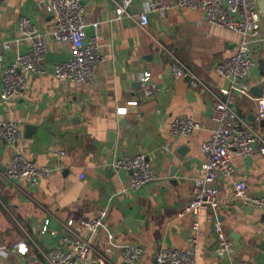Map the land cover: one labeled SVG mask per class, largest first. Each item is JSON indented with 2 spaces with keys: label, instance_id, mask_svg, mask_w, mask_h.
Returning a JSON list of instances; mask_svg holds the SVG:
<instances>
[{
  "label": "crops",
  "instance_id": "0c3cea01",
  "mask_svg": "<svg viewBox=\"0 0 264 264\" xmlns=\"http://www.w3.org/2000/svg\"><path fill=\"white\" fill-rule=\"evenodd\" d=\"M50 1L0 0V43L10 44L0 60V89L5 66L30 47L17 26L19 18H29L47 42L46 73H27L22 95L0 101V121H15L21 130L16 144L0 141V250L7 253L0 254V264H42L40 251L62 243L68 220L91 219L99 209L107 210V226L94 235L84 234L91 245L84 264H126V246L142 249L137 264H157L155 256L162 248L189 247L194 217L178 213L192 202L193 180L203 175L201 144L216 126L211 119L215 95L232 100L253 128L264 129V119H255L257 95L231 91L230 81L214 70L216 63L234 54L240 35L208 23L200 9L172 8L164 18L148 12L143 28L132 18H114L109 0H83L87 32L100 35L104 58L94 82L84 85L52 73L51 65L69 54L66 44L51 37L56 23L47 11ZM148 2L135 0L129 12L147 11ZM253 51L257 66L249 74L251 84L264 74V44ZM173 58L201 83L174 80ZM145 72L151 73L146 84L151 94L143 96ZM120 106L127 107L126 114H117ZM178 116L194 119L201 128L188 137L171 136L168 124ZM262 146L257 142L244 161L232 159L233 180L246 181L253 194L264 193ZM54 149L65 154L54 157ZM14 152L53 171L36 185L8 179L5 172ZM138 154L146 155L157 179L132 190V172L113 163ZM233 180L215 185L220 199L216 215L234 252H215L217 240L207 220L212 210L204 206L196 233V264H264V211L235 199ZM45 220L50 224L43 234ZM18 242L27 244L25 255L13 250Z\"/></svg>",
  "mask_w": 264,
  "mask_h": 264
},
{
  "label": "built area",
  "instance_id": "2783aa9c",
  "mask_svg": "<svg viewBox=\"0 0 264 264\" xmlns=\"http://www.w3.org/2000/svg\"><path fill=\"white\" fill-rule=\"evenodd\" d=\"M113 6L114 18L129 17L135 20L140 27L148 24V12L164 18L172 8H190L202 10L208 23L237 32L240 40L233 55L215 64V72L222 78L230 81V90L241 94H250L251 88L262 84V93L255 96L257 104L256 121L264 119V74L255 84L248 81L250 72L257 66L254 47L264 44V22L257 0H149L147 11L131 14L129 8L135 0H109ZM47 11L55 18V29L51 37L55 42L68 46V58L65 61L51 65L53 75L62 80L73 83L91 85L94 82L95 70L104 58L99 53V38L97 32L88 33L84 20L83 0H51ZM96 26V24H94ZM17 26L25 40L29 42V49L17 53L14 60L5 66L0 89V101L6 102L22 95L26 88V74H45L47 42L46 35L37 30L36 26L27 17H20ZM10 49L8 42L0 43V60L5 50ZM170 76L174 80L187 79L191 84L201 83L195 73L176 58L170 66ZM151 73L145 72L141 78L145 95L151 90L146 86L150 81ZM117 114L127 113V107L120 106ZM211 119L216 126L208 140L202 142L201 152L204 155L202 166L203 175L193 180L192 202L180 210L178 216L192 214L193 234L189 238L187 249L162 248L157 252V264H196L197 231L200 225L201 209L204 206L211 208L212 213L207 217L212 223L217 244L215 252L225 256L234 252L233 242L226 236L222 223L218 220L216 210L219 207V191L215 183L218 180L228 181L235 177L236 169L233 157L241 161L246 160L254 152V145L262 142L260 153L264 155V129L253 128L250 123L236 111L232 100L222 99L215 95ZM171 136L192 135L201 128L199 122L192 118L174 117L168 124ZM21 137L19 125L12 120L0 121V141L13 145ZM65 153L54 149V157H61ZM113 166L117 169H128L132 172L130 187L138 190L157 179L152 166L145 154H138L132 158H118ZM50 166H40L35 161L26 160L19 152H14L6 168L8 179H24L31 185L38 184L41 177L52 172ZM232 196L243 205L264 211V193L253 194L244 180H233L231 184ZM107 210H97L91 219L68 220L65 223L62 243L40 251L42 264H84L88 261L91 245L84 238V234H96L107 226ZM49 220H45L41 233L49 230ZM19 255L28 252L25 242H18L12 246ZM0 254L7 253L0 250ZM142 257V249L138 246H126L123 258L126 264H137Z\"/></svg>",
  "mask_w": 264,
  "mask_h": 264
},
{
  "label": "water",
  "instance_id": "95a60500",
  "mask_svg": "<svg viewBox=\"0 0 264 264\" xmlns=\"http://www.w3.org/2000/svg\"><path fill=\"white\" fill-rule=\"evenodd\" d=\"M258 1V5H259V8H260V11H261V15H262V19H263V22H264V0H257ZM260 65L263 63L261 60L259 61ZM262 88H263V85L260 84L258 86H254L251 88V92L257 96H260L261 93H262ZM142 95L144 96L145 95V92L143 91L142 92ZM264 122V120L262 121ZM28 264V263H26Z\"/></svg>",
  "mask_w": 264,
  "mask_h": 264
}]
</instances>
